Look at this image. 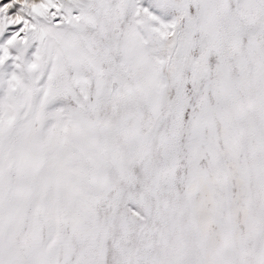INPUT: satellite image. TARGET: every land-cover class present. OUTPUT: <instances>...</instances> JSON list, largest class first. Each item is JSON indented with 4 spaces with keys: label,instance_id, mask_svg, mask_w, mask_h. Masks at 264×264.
<instances>
[{
    "label": "snow or ice",
    "instance_id": "snow-or-ice-1",
    "mask_svg": "<svg viewBox=\"0 0 264 264\" xmlns=\"http://www.w3.org/2000/svg\"><path fill=\"white\" fill-rule=\"evenodd\" d=\"M0 264H264V0H0Z\"/></svg>",
    "mask_w": 264,
    "mask_h": 264
}]
</instances>
